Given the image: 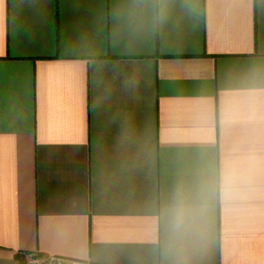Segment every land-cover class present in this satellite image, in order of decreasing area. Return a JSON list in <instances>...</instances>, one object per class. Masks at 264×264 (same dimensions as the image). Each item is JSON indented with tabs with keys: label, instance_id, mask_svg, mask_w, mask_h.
Returning <instances> with one entry per match:
<instances>
[{
	"label": "crops",
	"instance_id": "crops-1",
	"mask_svg": "<svg viewBox=\"0 0 264 264\" xmlns=\"http://www.w3.org/2000/svg\"><path fill=\"white\" fill-rule=\"evenodd\" d=\"M264 264V0H0V264Z\"/></svg>",
	"mask_w": 264,
	"mask_h": 264
},
{
	"label": "built area",
	"instance_id": "built-area-1",
	"mask_svg": "<svg viewBox=\"0 0 264 264\" xmlns=\"http://www.w3.org/2000/svg\"><path fill=\"white\" fill-rule=\"evenodd\" d=\"M23 264H95V263L89 261L75 260L60 256H48L44 261H42L34 254H30L25 258Z\"/></svg>",
	"mask_w": 264,
	"mask_h": 264
}]
</instances>
